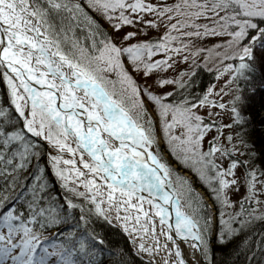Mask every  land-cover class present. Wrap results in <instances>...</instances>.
Segmentation results:
<instances>
[{"label":"snow or ice","instance_id":"snow-or-ice-1","mask_svg":"<svg viewBox=\"0 0 264 264\" xmlns=\"http://www.w3.org/2000/svg\"><path fill=\"white\" fill-rule=\"evenodd\" d=\"M85 3L111 33L80 0H0V264L120 257L90 227L93 218L131 235L129 221L148 216L144 202L165 237L139 243L146 264H264V249L240 239L264 219V0ZM84 23L88 47L74 36ZM218 36L228 39L203 44ZM213 49L233 61L217 70V79L227 73L219 90H154L186 89L195 58ZM161 144L196 173L207 199L174 174ZM56 182L63 195L54 194ZM160 251L167 255L158 260Z\"/></svg>","mask_w":264,"mask_h":264},{"label":"rangeland","instance_id":"rangeland-1","mask_svg":"<svg viewBox=\"0 0 264 264\" xmlns=\"http://www.w3.org/2000/svg\"><path fill=\"white\" fill-rule=\"evenodd\" d=\"M81 4L84 6L85 11L89 13V15L93 16L98 22L99 24L102 26V29L106 30L107 32L111 33L112 29L109 26V24L97 13L93 12L91 9H89L85 3V0H80ZM153 3L157 2V0H152ZM160 3H173L175 2V0H159ZM146 19H151L152 17L150 16H146ZM126 30H132V29H126ZM149 33L152 36H157L160 33H157L155 30L153 29H149ZM74 36L75 38L79 41V43L85 47H88L91 43L90 37H89V29L86 23L78 25L77 27H75L74 29ZM228 37L226 36H218V37H214V38H208L205 41H203V44L206 47H211L213 44L215 43H220L223 42L225 40H227ZM223 49H213L212 53H209L207 51L205 52H201L199 53V55L195 58L196 59V64L197 66L195 67V71L200 68V67H206L208 68L209 71H217L218 69L222 68V65L227 64V63H232L233 61L231 60H224L222 58V56H218L216 55L217 52H222ZM187 54V53H185ZM205 57H207V63L205 64ZM161 58V56L158 54L156 57H154V59H159ZM191 64V60H189L187 63H180L178 65L179 68L182 69H187L189 67V65ZM175 67V66H174ZM164 75L169 76V77H176L179 75L178 70L174 71L173 69H168ZM190 77L185 76L183 78L184 81H188ZM227 78V73H224L223 75L220 76L219 79H217V82L214 84V91L215 90H219V88L221 87V85L223 84L224 80ZM138 80H140V77H137ZM173 89H176V91H180L179 93L183 94L182 89L178 88L176 85H166L163 89H159L156 88L154 90L156 91H171ZM224 99H227V97H224ZM207 109H200V114L201 115H206ZM214 131V130H213ZM212 133H209V136ZM207 139L208 137L205 138L204 141V147L205 149L207 148ZM160 150L163 152L164 155V159L166 160V162L168 164H170L171 168L173 169L174 174L178 173L180 176L184 175V176H189V179H191L190 177H194L193 174H189L186 173L188 170L190 169L188 167H185L183 164V169L179 170L178 164L180 163L178 160H176L166 149L164 144L160 145ZM65 158L69 157V154L65 153ZM219 155V154H217ZM240 159H244V157H239ZM222 163L224 164L225 167H227L228 164V160L225 158L223 159ZM237 175H239V170H237ZM187 176V177H188ZM183 177V176H182ZM173 179H175V175L173 177ZM196 182H192L191 187L195 189L194 184ZM197 192H199L200 194H203V191L201 189H197ZM205 195V194H203ZM240 196V193H236L232 195V199L233 200H237ZM207 199V198H206ZM264 199V198H262ZM143 208L145 211L148 212V216L145 217L142 213L140 214V223L139 224H134V219L133 221H129V225H130V231H131V227L135 226L137 228L136 232H131V235H129V233H125V235L128 237L132 248L134 249V251L137 253V255H139L142 259H144L146 261L147 259V254L143 253V252H139L138 251V245L139 243H141L145 238L149 239L150 241H152V244L154 243L153 240V235H155L161 244L165 243V237L160 235V230H161V225L159 224V218L154 216V212L152 210H150V206L144 202L143 203ZM130 213L133 216V218L136 216L137 214V210L136 209H130ZM153 224L155 225V233H153L151 231ZM143 228H147L148 231L145 232L143 231ZM123 232V231H122ZM133 241H135V244L133 243ZM170 242V241H169ZM168 242L169 247L170 243ZM146 246V245H145ZM167 254L165 251H160L158 253V257L157 259L159 260L160 257H165Z\"/></svg>","mask_w":264,"mask_h":264},{"label":"trees","instance_id":"trees-1","mask_svg":"<svg viewBox=\"0 0 264 264\" xmlns=\"http://www.w3.org/2000/svg\"><path fill=\"white\" fill-rule=\"evenodd\" d=\"M209 70L206 67L198 68L194 75L188 79L186 89H182L181 92H183V95H191L193 97L200 96L203 95L208 86L214 85L217 82V71L214 70L211 72ZM179 92L180 91H178V93ZM177 164L179 170L183 169L181 163ZM187 170L188 171L186 173L193 174L194 177H190L191 179H189L188 175V177L184 175L181 176L190 181L191 184L195 181V190L201 189L203 194H205V198H208V191L204 184L198 179L196 173L190 169ZM57 192L63 195V191L60 189L58 182L54 184V194ZM90 227L95 228L105 238L106 248L108 250H122V255L120 257H112L106 252L102 259V264H117L118 259L123 261V264H146V261L134 251L128 237L120 229L110 228L107 224L102 221H97L95 218H93ZM240 239L247 241L248 248H252L257 251L264 249V219H255L247 225L242 230ZM216 258L218 260L222 259V254L219 251L216 253ZM242 259L243 254L241 255V260Z\"/></svg>","mask_w":264,"mask_h":264},{"label":"bare ground","instance_id":"bare-ground-1","mask_svg":"<svg viewBox=\"0 0 264 264\" xmlns=\"http://www.w3.org/2000/svg\"><path fill=\"white\" fill-rule=\"evenodd\" d=\"M174 216H175V215H174ZM174 220H175V219H174ZM142 242H143L146 246H150V245H152V241H150V240L147 239V238H145ZM169 243H170V246L172 247V243H171V241H170ZM177 243L179 244V247L181 248L182 253H183L185 259L190 260V256H189L190 249H189V247L187 246V244L183 243L182 240H178V239H177Z\"/></svg>","mask_w":264,"mask_h":264},{"label":"water","instance_id":"water-1","mask_svg":"<svg viewBox=\"0 0 264 264\" xmlns=\"http://www.w3.org/2000/svg\"><path fill=\"white\" fill-rule=\"evenodd\" d=\"M145 195H146V193H145ZM174 219H175V216H174V213H172V216H171V218H170V222L173 223V224H174ZM173 235H175V234L173 233ZM177 239H178V240H182V239H180V238H178V237L176 238V240H177ZM182 241H183V240H182ZM183 243H184V242H183Z\"/></svg>","mask_w":264,"mask_h":264}]
</instances>
